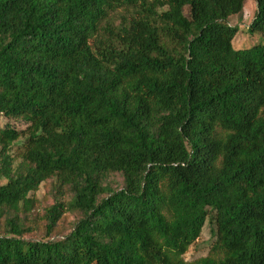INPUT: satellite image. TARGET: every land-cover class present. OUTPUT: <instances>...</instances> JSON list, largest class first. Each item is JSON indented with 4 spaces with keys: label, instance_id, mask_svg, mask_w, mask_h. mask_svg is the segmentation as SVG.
Wrapping results in <instances>:
<instances>
[{
    "label": "trees",
    "instance_id": "trees-1",
    "mask_svg": "<svg viewBox=\"0 0 264 264\" xmlns=\"http://www.w3.org/2000/svg\"><path fill=\"white\" fill-rule=\"evenodd\" d=\"M244 3L0 0V116L25 123L0 125V264H264V0L235 48Z\"/></svg>",
    "mask_w": 264,
    "mask_h": 264
},
{
    "label": "rangeland",
    "instance_id": "rangeland-1",
    "mask_svg": "<svg viewBox=\"0 0 264 264\" xmlns=\"http://www.w3.org/2000/svg\"><path fill=\"white\" fill-rule=\"evenodd\" d=\"M256 9V0H245L243 11L240 15H231L229 17V23L231 25H236V29L232 38V44L235 48L249 47L256 42L261 40V33L257 29L250 30L249 24L253 18ZM185 13L187 8L184 9ZM4 122H12L18 127H24L25 123L21 120L8 119L5 116H0V125ZM18 146L16 144L13 146L12 151L17 150ZM119 177H113L114 182L118 181ZM6 181L5 178L0 177V184ZM49 184L42 183L39 188L32 192L31 195L36 198L37 204L35 212H41V210L52 203V196L49 192ZM79 214L76 212H66L59 221L57 228L55 229L54 235L56 237L63 236L72 227L73 223L78 219ZM43 233L42 229L34 231L26 237L36 238ZM214 240L213 231L211 226L206 222L201 229L200 235L197 239L188 246L187 251L184 254V258L187 260H193L201 256H205L211 247Z\"/></svg>",
    "mask_w": 264,
    "mask_h": 264
}]
</instances>
